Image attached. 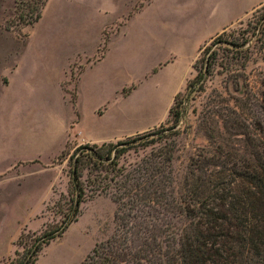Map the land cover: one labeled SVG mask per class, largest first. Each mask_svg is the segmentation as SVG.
Returning <instances> with one entry per match:
<instances>
[{"label":"rangeland","instance_id":"obj_1","mask_svg":"<svg viewBox=\"0 0 264 264\" xmlns=\"http://www.w3.org/2000/svg\"><path fill=\"white\" fill-rule=\"evenodd\" d=\"M164 1L168 7L169 0ZM155 2L0 0V264H9L35 240L55 234L63 225L71 197L69 157L79 144L94 143L86 132L76 129L72 135L68 129L66 139L57 147L19 154L6 131L24 125L28 132L31 129L33 134L40 135L44 120H55L63 115L68 121L70 114L76 116L75 104L80 106L85 100L81 91H75L83 67L99 61L109 47L125 50L131 29L140 21L135 17L129 23L130 19L152 8ZM257 7L249 8L227 27V31L243 32L259 15ZM219 8L217 2L213 12ZM166 12L165 17L171 19L168 8ZM211 38L179 51L175 48L162 50L155 63L139 65L138 81L125 85L115 97L120 102L126 101L137 85L140 87L151 81L154 74L163 70L177 74L175 94L183 92L187 81L195 75L193 63L197 58V67L201 66L200 48ZM53 39L75 49L73 56L63 57L54 65L53 72L60 80V89L44 95H25L21 79L14 78L15 71L26 61L28 65L24 70L27 72L33 59L49 56ZM68 39L72 41L67 43ZM261 55L253 54L245 69L236 72L237 75L227 74L224 68L218 67L219 73L208 77L201 86L196 84L184 96L177 107V115L173 113L176 108L169 114L174 94L163 120L128 134L135 135L152 128L160 130L131 144L123 154L126 155L125 162L133 161L138 155H172L173 185L191 192L199 191L201 155H218L216 150H222V153L228 151L240 159H252L253 149L247 134L256 141L264 139V134L254 126L258 119L264 128V113L254 108L252 102L264 90V59ZM33 66V71L39 67L36 62ZM243 95L240 101L236 100ZM107 98L112 102L114 95ZM106 107L107 103L96 112L101 114ZM114 211L115 203L106 194L81 203L76 220L42 247L34 264H79L97 241L112 232ZM255 260L253 255L247 254L239 264H258Z\"/></svg>","mask_w":264,"mask_h":264},{"label":"trees","instance_id":"obj_2","mask_svg":"<svg viewBox=\"0 0 264 264\" xmlns=\"http://www.w3.org/2000/svg\"><path fill=\"white\" fill-rule=\"evenodd\" d=\"M256 10L259 15L243 32L225 28L200 48L201 66L197 58L195 75L175 94L169 114L176 108L177 115L184 96L219 73L218 67L237 75L253 54L264 59V3ZM252 102L264 113V90ZM254 126L264 134L261 120ZM159 131L79 144L69 157L71 197L63 225L9 264H34L42 247L76 220L81 203L100 194L115 203L114 227L79 264H239L247 254L264 264V139L247 134L252 159L222 150L201 155L199 191L186 192L173 185L172 155H138L125 162L131 144Z\"/></svg>","mask_w":264,"mask_h":264},{"label":"crops","instance_id":"obj_3","mask_svg":"<svg viewBox=\"0 0 264 264\" xmlns=\"http://www.w3.org/2000/svg\"><path fill=\"white\" fill-rule=\"evenodd\" d=\"M217 2L220 8L213 12ZM262 3L264 0H169L167 7L165 1L156 0L152 8L130 19L129 23L135 17L140 21L131 29L125 50L109 47L99 61L83 67L75 84L76 93L79 90L85 95L80 106L75 104L78 114H70L68 121L63 115L55 120H44L40 135L33 134L31 129L28 132L24 125L14 126L6 131L11 135L13 148L19 154L53 149L66 139L68 129L72 135L76 129L86 132L89 140L99 144L122 139L157 124L166 116L176 92L177 74L159 71L151 81L140 87L137 85L128 101L120 102L115 95L125 85L138 81L139 65L155 63L156 56L164 49L179 51L200 45L230 26L249 8ZM166 8L172 14L171 19L165 17ZM71 41L68 39L67 43ZM74 51L72 45L66 46L65 42L53 39L50 55L33 59L27 72L24 67L28 64L24 61L14 77L21 79L24 94L44 95L50 90H59L60 80L54 76V65L63 57L73 56ZM35 62L39 67L33 71ZM109 95H114L112 102L107 98ZM105 103L107 107L98 114L96 110Z\"/></svg>","mask_w":264,"mask_h":264}]
</instances>
